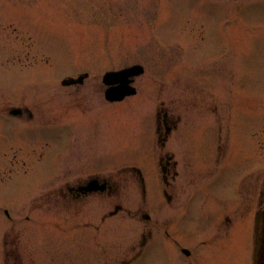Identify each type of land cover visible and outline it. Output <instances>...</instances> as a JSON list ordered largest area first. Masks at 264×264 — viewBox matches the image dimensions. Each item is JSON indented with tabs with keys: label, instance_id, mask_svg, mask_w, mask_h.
<instances>
[{
	"label": "rangeland",
	"instance_id": "obj_1",
	"mask_svg": "<svg viewBox=\"0 0 264 264\" xmlns=\"http://www.w3.org/2000/svg\"><path fill=\"white\" fill-rule=\"evenodd\" d=\"M0 48V91L17 90L1 94L0 111L29 108L32 116L19 119L28 128L72 122L47 131L56 147L63 144L59 149L47 135L34 137L36 131L27 132L30 142L0 134V230H7L0 264H122L136 255L141 234L147 235L151 225L161 237L167 216L163 198L150 207V189L142 193L130 167L150 166V145L157 155L150 118L156 122L155 111L169 100L182 120L168 150L181 162L184 196L198 187L209 189L212 176L193 162L195 147L179 138L199 119L209 127L207 136L211 131L218 137L219 151L228 149L207 169L213 173L226 163L230 169L233 161L226 190L238 185L227 208L204 192L197 202L203 214L193 219L199 222L187 245L203 253L212 235L229 236L239 224L228 240L215 239L213 256L201 264H252V219L261 195L264 200V0H0ZM135 64L144 67L132 81L136 96L109 104L102 95V74ZM85 71L89 76L83 84L61 86L67 76ZM56 112L59 117L52 119ZM80 120L85 142L75 159L89 157L79 163L83 171L61 159L63 147L75 144L73 122ZM51 157L57 171L37 172ZM72 157L69 153V161ZM91 176L107 178L117 188L74 208L65 185ZM10 204L12 218L2 213ZM115 205L122 209L108 216ZM150 208L153 219L143 220L141 214L151 215ZM146 246L145 256L131 264H150V242ZM163 247L170 257L162 264H195L177 247Z\"/></svg>",
	"mask_w": 264,
	"mask_h": 264
},
{
	"label": "flooded vegetation",
	"instance_id": "obj_2",
	"mask_svg": "<svg viewBox=\"0 0 264 264\" xmlns=\"http://www.w3.org/2000/svg\"><path fill=\"white\" fill-rule=\"evenodd\" d=\"M173 104L174 100H169V103H165L161 109L156 111V125L154 124L152 118H150V124L151 126L154 125L157 133V139L160 141V145L157 147V155L156 153L152 152L154 147H151L150 145V158L153 160L156 156L159 159V163L161 165V169L163 173V182H164V192L167 193V216L164 218L165 227H164V234L166 236L165 240L167 245L169 246L170 251L173 250L175 247H177L178 251L180 248H183V244L181 243L183 240L179 238L178 232L180 230V227L184 224V216H186V202L182 196V186H180L181 182V172L182 168L180 169V163L177 161L176 155L177 153H173V151L168 150L169 149V140L171 138V135L179 134L178 130L180 127V123L182 120H180V116L178 113L173 111ZM24 110L20 113V115L24 114ZM152 113V112H151ZM101 118V116L99 115ZM104 128V124L102 125ZM205 128L202 125H194L192 127L189 126L187 133L183 136L180 135L179 138L185 143L188 144V146L194 148V157L196 160H199V165L203 166L205 162L210 160L212 163H215V160L218 159V157L221 156V153L223 154V151H219V147L217 145V142L214 141L213 134L210 132V135H204ZM153 137L150 136V142L153 141ZM212 144V146H210ZM168 146V147H167ZM195 150H198V152L195 153ZM72 170L79 169L83 171L82 168L72 167L70 168ZM212 173V171H211ZM95 177V176H93ZM93 177L84 178L81 180H78L77 183L73 184H67L66 193L70 196V202L73 203V207L75 208V204L79 202H84L85 200L89 199L90 197L96 196V195H103V192H112L113 189L117 188V185H113L110 180L107 178H98L97 176L94 178V180H97V184L99 186L102 185V182L106 183L105 190L102 192L96 191V192H88L83 193V187H85L88 183V181L92 180ZM225 181H228V178L225 179ZM225 182H223V185L221 186L220 190L223 194H226L227 197H231V190L227 191V187L229 185L227 184L226 189L224 187ZM152 187L150 183V188ZM230 188V187H229ZM219 187L218 185H215L212 189V193L214 195L219 194ZM201 191V189L196 190V192ZM227 192V193H226ZM201 195L200 193H198ZM63 195V194H62ZM263 203L264 200L261 198L259 199V204ZM232 204V203H231ZM229 206L228 201H226L225 207L227 208ZM222 208V206H221ZM173 210V211H172ZM188 212L191 210L188 208ZM175 211V212H174ZM71 212L75 213V209H71ZM258 214L262 217H264V210H258ZM192 213V212H190ZM216 215H218V212H216ZM225 217V216H223ZM208 221L212 223L211 217H208ZM228 216L225 219V223L227 225H230V220H228ZM164 225V223H163ZM264 232V225L261 228ZM150 232V233H149ZM148 232V236L150 235V238H148L146 235L142 236L140 246L147 245L150 242V251L155 249V245L159 244L160 242L157 241L154 237L153 232V225L150 226V231ZM215 235H212L211 239H215ZM183 243H188L184 242ZM189 248H192V251L187 256L191 257V260L194 261L195 264H201L206 261V257L202 253V251H199L200 254L195 253L193 245H188ZM170 257V253L168 252L167 255H164V260L169 262V259L167 257ZM150 261L153 262L154 258L153 255L150 257ZM170 264V263H169Z\"/></svg>",
	"mask_w": 264,
	"mask_h": 264
},
{
	"label": "water",
	"instance_id": "obj_3",
	"mask_svg": "<svg viewBox=\"0 0 264 264\" xmlns=\"http://www.w3.org/2000/svg\"><path fill=\"white\" fill-rule=\"evenodd\" d=\"M139 71H140V70H137V71H135V72L138 73ZM130 74H131V73H130ZM115 76H116V75H108V76H107V79H106L107 81H109L108 83H115V82H118V83H119V82L122 81V80H120V78L124 77V76H122V77L117 76L118 80H116V81L110 80V79H112V78H115ZM122 83H127V82L122 81Z\"/></svg>",
	"mask_w": 264,
	"mask_h": 264
}]
</instances>
